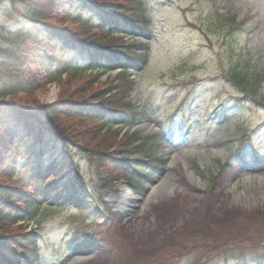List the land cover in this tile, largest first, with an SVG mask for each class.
<instances>
[{"label": "rangeland", "instance_id": "1", "mask_svg": "<svg viewBox=\"0 0 264 264\" xmlns=\"http://www.w3.org/2000/svg\"><path fill=\"white\" fill-rule=\"evenodd\" d=\"M107 1L129 7L133 0ZM4 6L0 25L13 17L11 4ZM143 14L141 34L132 39L114 33L109 43L133 44L136 52L145 53L143 64L128 71L133 82L125 93V100L144 117L128 126L114 123L94 137L86 125L89 150L70 145L86 207L78 213L75 207L57 204L61 206L43 208L29 222L31 227L22 225L38 236L39 264H224L238 252L242 239L256 241L245 253L248 259L264 255V0H144ZM53 22L76 36L85 30ZM104 34L90 27L85 37L101 42ZM119 69L98 75L87 70L72 77L62 73L60 80L36 92L37 99L47 105L75 90L86 95L90 83L99 92ZM235 72L245 77L243 84L230 79ZM133 131L148 136L149 152L165 163L152 184L142 181L140 199L132 197L127 210L117 211L116 199L109 195H121L127 183L118 179L108 189L98 187L107 174H99L96 154H118L120 143ZM19 153L12 179L0 181L14 185L21 169L34 162L35 157ZM131 158L139 159L138 154L126 159ZM224 162L228 165L223 168ZM152 185L157 188L146 194ZM143 194L149 195L145 204ZM163 204L169 208L160 212ZM255 215L259 219L253 222ZM12 228L10 235L17 237L20 228ZM211 230L239 240L236 249L212 259L189 249L187 239L202 238ZM87 240L94 242L91 248ZM8 247L14 249L11 243ZM218 255L220 263L214 262Z\"/></svg>", "mask_w": 264, "mask_h": 264}, {"label": "trees", "instance_id": "2", "mask_svg": "<svg viewBox=\"0 0 264 264\" xmlns=\"http://www.w3.org/2000/svg\"><path fill=\"white\" fill-rule=\"evenodd\" d=\"M143 2L133 0L129 7H118L104 0H0V15L6 9L4 5L10 3L13 16L0 25V178L12 179L18 151L35 157L34 162L21 169L14 185L0 181V264L38 262L37 235L33 230L24 231L22 225L34 219L42 200L71 205L78 212L86 207L87 196L78 187L74 174L76 158L70 146L89 150L84 143L85 126L92 127L89 134L94 137L103 128L111 130L114 123L122 127L144 117V113L135 111L125 100V93L133 82L128 69L139 68L145 54L136 52L133 44L109 43L114 33L141 34L142 22H145ZM53 21L74 23L85 30L81 29L76 36V32ZM90 27L105 32L108 44L104 37L101 42L85 37ZM120 46L125 50L118 51ZM114 68L121 70L99 92H94L90 83L86 95L75 90L71 97L47 105L37 99L36 92L60 80L62 73L72 77L95 70L98 75ZM244 78L239 72L230 76L237 84H243ZM125 138L114 156L97 151L99 174H107L106 180L102 177L96 183L98 187L108 189L115 180L123 179L132 189L142 191V181H151L155 172L161 170L164 160L149 152L148 136L140 137L135 131ZM15 144L33 147L18 149ZM136 153L140 159H126ZM251 219L254 222L259 217L255 215ZM12 227L20 228L17 237L10 235ZM187 242L190 250L200 251V256L212 259L215 254L226 255L225 251L236 249L239 240L211 230L202 238L187 239ZM255 242L240 240L236 246L238 252L233 253L231 261L224 259V264H248L249 260L262 264L264 255H251L249 259L245 255L254 248ZM9 243L14 249L8 247ZM86 245L92 246L93 242ZM214 262H221L219 255Z\"/></svg>", "mask_w": 264, "mask_h": 264}, {"label": "bare ground", "instance_id": "3", "mask_svg": "<svg viewBox=\"0 0 264 264\" xmlns=\"http://www.w3.org/2000/svg\"><path fill=\"white\" fill-rule=\"evenodd\" d=\"M54 92V91H53ZM157 188V186L156 185H153L151 188H150V190H149V192H148V194L150 195L155 189ZM149 195H147L148 197H149ZM146 196V198L142 201V203L143 204H145L146 203V200H147V197ZM130 197H132V195H130V192H123L120 196H118V197H116V204H118V205H121V202H124V207H125V210H127L126 209V207H130V205H128L126 202L128 201V202H131L130 201ZM160 205V204H159ZM159 205H157V206H159ZM168 205V207H166ZM161 208H162V211H160V212H164V211H166L168 208H169V204H163L162 206H161ZM154 211H157V209H156V207H155V209H154ZM159 212V213H160ZM161 214V213H160ZM133 216H134V214H133ZM79 259H81V256H79L78 257ZM76 262V261H75ZM74 263V262H73ZM70 264V263H69ZM72 264V263H71Z\"/></svg>", "mask_w": 264, "mask_h": 264}]
</instances>
